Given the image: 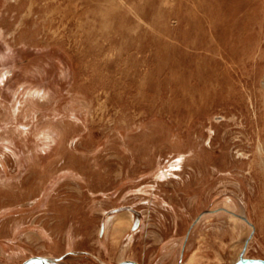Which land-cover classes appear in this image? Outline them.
I'll use <instances>...</instances> for the list:
<instances>
[{
	"label": "rangeland",
	"instance_id": "1",
	"mask_svg": "<svg viewBox=\"0 0 264 264\" xmlns=\"http://www.w3.org/2000/svg\"><path fill=\"white\" fill-rule=\"evenodd\" d=\"M264 258V0H0V264Z\"/></svg>",
	"mask_w": 264,
	"mask_h": 264
},
{
	"label": "water",
	"instance_id": "2",
	"mask_svg": "<svg viewBox=\"0 0 264 264\" xmlns=\"http://www.w3.org/2000/svg\"><path fill=\"white\" fill-rule=\"evenodd\" d=\"M57 260H59V258L53 260L45 256L34 255L27 258L25 261L22 262V264H59L57 263ZM117 264H140V263L135 260L126 259L118 262ZM176 264H189V263H187L186 261L182 262V260H180ZM235 264H264V258L242 257Z\"/></svg>",
	"mask_w": 264,
	"mask_h": 264
},
{
	"label": "bare ground",
	"instance_id": "3",
	"mask_svg": "<svg viewBox=\"0 0 264 264\" xmlns=\"http://www.w3.org/2000/svg\"><path fill=\"white\" fill-rule=\"evenodd\" d=\"M182 262H184V261H182ZM187 263L192 264V263H190V262H188V261H187Z\"/></svg>",
	"mask_w": 264,
	"mask_h": 264
}]
</instances>
